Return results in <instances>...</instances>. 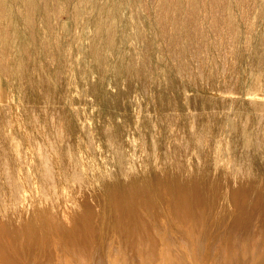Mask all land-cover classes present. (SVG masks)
Segmentation results:
<instances>
[{
  "label": "bare ground",
  "instance_id": "1",
  "mask_svg": "<svg viewBox=\"0 0 264 264\" xmlns=\"http://www.w3.org/2000/svg\"><path fill=\"white\" fill-rule=\"evenodd\" d=\"M253 2L255 3L256 11L258 12L257 26L255 27L253 25L254 28L252 27L249 29V31L251 32V41L244 44L242 42V38H240L239 41L237 40L240 36L243 35L240 21L245 16V7L243 6L244 4L242 3V0H0V98L4 94L5 88H8L10 98L15 102L16 106H19L22 120L25 126L29 128V134H27L30 136L29 141L32 142V145L35 149V154L38 156L41 155L42 152H44L45 155V149L42 151V147L44 145H47L49 147L50 153L57 156L61 161L62 166H65L67 170L68 168H70V162L74 158H72V153L69 149V140H66L67 142L63 143V138H61L62 144H59L60 140L58 141V139L60 138L61 134L59 135L58 130H60L61 128L57 127L56 120L58 117L62 119L66 118L67 126L64 125L68 129L66 130L68 131L66 135H74L78 132L79 121L77 119V116H79V114L76 113L77 116L71 115L70 112L71 108L74 107V100L71 99L70 94L77 87H79L80 85H85L86 91L81 95H88V98L90 96L94 98L92 100H95L97 106L96 118L100 120L99 121L96 119V121L102 122L103 124H106L107 122H113V125L118 115L126 114L128 112L129 103L131 102L128 103L127 98L130 96L128 95V93L131 88L133 86H136L138 89L142 88L141 80L142 77H145L144 75L146 74L141 68L137 69V66L135 67L134 64L142 54V52L140 51L141 48L139 49V46H142L149 52L150 57L153 59V69L159 71L158 78L154 83V88L158 92L161 101L164 104L166 103V101L168 103L172 101H168V97L171 94L173 95L174 99L178 101L181 99V95L186 90L181 85V83L179 84L177 82L176 77L174 76V73L169 66L164 52L165 46H168L169 43H174V41L178 40V38L180 39L181 36H185L189 31L188 29L191 27H195V29L191 28L192 30H194V33L196 30L197 33H201L199 34L201 36L202 34L209 35L211 31L213 32L214 21H226L233 27L232 28L229 25V27L234 29V36L237 37H235L237 42L236 40V43L233 41V44L235 45L233 46L231 44L233 46L231 47L233 48V50L230 52L233 53H231V55H233L235 58V64L233 63V65H229L232 66L230 72H236L239 78L238 80L234 79V85L231 83L232 78H234L232 77V75H230L232 78L229 77L226 79L227 82L231 81L230 84L235 86L236 90H234L236 92L234 91L235 93H232L231 99H222L223 101H220L224 104H228L233 111L234 122L232 123L231 127L234 133H236L237 135L236 138L234 137L235 139L233 138L235 146L240 145V147L244 150H250L254 146V141L257 140L255 139L257 138V136L264 138V69H262L263 67H261L263 65L259 66L263 62L258 65V68H261L262 70H259L257 68V64L259 63V61L261 62V60H264V0H253ZM254 3H252V7ZM247 4H249V2ZM243 21L244 19L241 22ZM248 21L250 22L251 18ZM215 26L218 28L216 24ZM226 30L228 31V29ZM197 33H195V36ZM180 40H182V38ZM172 47L173 48L171 49H174V46ZM182 49L184 50L183 47ZM233 56H231L232 59ZM245 56L247 57L248 64L243 60ZM227 57L228 56H226V58ZM140 60L142 61V58H140ZM144 60L146 59L144 58ZM241 60L243 63L247 64L246 67L245 65L241 67ZM205 61H207V59ZM224 61L226 62L227 59H224ZM138 63L141 62L139 61ZM148 66L150 67V65ZM225 67L223 66L222 68ZM142 68L144 69V66ZM200 71L202 72L203 69ZM208 71L209 73L207 74L209 75L211 87V82L214 84L221 77L220 74L216 72V69L215 71H213V69L210 68L208 69ZM178 72L179 69L178 71H176V73ZM223 72L225 73V71ZM200 73L198 74V76L200 75ZM223 74L222 78H224ZM147 75L149 76V73H147ZM147 75L146 77H148ZM179 75L181 74H178V76ZM202 76L200 75L199 78L201 77L200 79H202ZM181 77L182 76H180L179 78ZM148 79H150L151 81L150 77ZM194 79L195 82H197L195 77ZM206 80L208 82V79ZM150 81L148 80L149 85ZM227 82L223 81L222 86L218 87L217 91L223 93L225 91V87H223L225 85L224 83ZM194 84L197 85L198 83ZM122 85H125L126 88L124 89ZM147 85L148 84H146V86ZM198 86L194 87L198 88ZM111 88L115 89L114 93L113 91H111ZM146 89L144 91L145 93L146 91H148ZM213 89L214 88H212V91ZM259 90H262L263 92L261 93V91ZM150 92L152 93V91ZM134 93L135 92L131 94L134 95ZM152 96L155 97L154 94ZM89 99L91 100V98ZM184 99H186V101H189L190 98L188 99V97H185ZM193 100L195 101L194 98ZM151 101L155 100L152 99ZM209 102L211 103L210 98ZM177 103L179 104V102ZM140 104L142 105V103ZM197 104L198 102H196V105ZM201 104H203L202 107L204 111L208 110V108L210 107V104H208L206 101H201ZM154 105L155 103L153 102V106ZM165 105H163V107ZM171 105H173V103ZM83 107L85 106H82V108ZM197 107L193 108L196 109ZM134 108L135 106H133V110ZM147 108L149 109V106ZM154 108L155 106L153 107V109ZM213 108L215 109V107ZM139 110L143 109L139 108ZM136 111H138V109ZM210 111L211 110H209V112ZM212 111L216 113L218 110ZM146 112H148V110ZM146 112L145 116L147 118L148 113ZM169 112L171 116L172 114H174L172 111ZM149 115L152 116V113H150ZM6 116L7 115H5V117ZM196 116H193V121H195L194 118ZM150 119L141 120L143 121V133H141L143 134V136L145 135L148 137L151 134L149 132V124H151L152 122L149 121ZM168 119L169 118L167 117V120ZM7 120L9 122V117ZM83 120L84 119H82L81 121L83 122ZM86 121L88 122L89 120ZM123 121H125L126 123L130 122V117H125V120L123 119ZM158 121L160 122V120ZM168 122L172 124L171 121ZM94 123L95 122H93V124ZM108 123L107 125H109ZM126 123H123V127H125ZM154 123L155 122H153V124ZM162 123L160 122L161 125ZM64 124H66V122ZM117 124L113 126L115 128L110 131V135L104 133V130L106 128L104 127L105 125L101 126V129L99 126V129L101 130V137L107 141V144H110L108 143L109 140H114L112 141L114 143L116 142L115 140H119L121 138L120 136L122 135H120V127ZM211 124L213 125V123ZM112 125L110 124L108 126V130L113 128ZM161 125L158 126L161 127ZM192 125L194 124L192 123ZM8 126L6 127L8 128ZM201 126H203V124L200 125L199 128H202ZM80 127H82V123ZM83 127L82 129L85 128ZM87 127L90 130L91 126ZM94 128L97 129L96 126ZM170 128L172 129L173 126L171 127L170 125ZM178 128L181 130L179 124ZM87 129L85 130L86 133H88V137L89 130ZM179 129L177 131H179ZM4 130L5 129L3 128V131ZM191 130V133H193V128ZM61 131L63 132L64 130ZM127 131L128 133H130L131 129L130 131ZM160 131L164 130L162 129ZM171 132H173V130ZM188 132H186V134ZM197 132L198 131H196V133ZM199 135L200 138H202V135ZM143 136L141 135L140 137L143 138ZM185 136L188 137L189 133ZM65 137L68 138V136ZM128 137L131 138V134ZM173 137L174 135L172 136V140ZM207 138L209 139L210 137ZM13 139L14 137L12 138V140ZM150 139L151 141L153 140L152 142L154 143L153 137H150ZM179 140L181 141V138L176 140V143H178L177 141ZM187 140L188 139H186L185 141ZM200 140L201 139H199V141ZM203 140H206V138L202 139V141ZM14 141H12V143H15ZM88 141L89 140H87V142ZM131 141L130 143L133 144L134 141L133 143ZM118 142L119 141H117V143ZM142 142H144L143 139ZM2 143H4L3 139ZM17 143L18 142H16V144ZM182 143L183 142L179 143V145ZM184 143L187 144V142ZM16 144L14 145L16 146ZM107 144L105 143V145ZM120 144L124 145L123 143ZM164 144L161 145L164 146ZM183 144L180 146H177L176 144L175 146L173 143V148L171 147V142L170 147L173 148L172 158H164L168 159L169 161L167 163L164 162L165 164L163 166H158L157 164V167L153 170L151 169L149 171H145L146 173L144 174L140 173V177L142 178L140 179V177L138 176L140 180H137V173L136 175L134 174V176L131 173L132 175H127L126 179H124L125 177H121L123 178V180L119 182H115L116 178L115 181L105 178L102 182H100L99 179L101 175L102 177L103 174L105 175V173H103L98 176V180L100 183L99 185H96V189L90 188V190L85 187V184H79L80 186L77 185L82 180L80 182H77L76 185L78 188L74 189L75 192L71 193V195L69 196H65L64 200L62 199L63 205L61 206V209L59 208L60 211L57 210L55 206L54 199H56L55 197L57 196H55L56 194L53 188L54 183L52 184V181L50 180L51 178L53 179V177H46L49 178V180L44 179L45 182H47V186H42H44V189L45 187H48L46 189L49 190L45 192V190L41 187L42 191L45 192L44 195H42L43 192H40L41 189L38 190V192L41 193V195L39 196L42 197L37 199V202H35L37 203L35 207L34 205L32 206L30 204V201L26 199L28 198L26 197L28 194L26 196L23 194L24 198L21 195V197L23 198L21 199L24 203L20 202L21 204H19L20 206L18 208V205H14L16 210L13 211V209L15 208L11 206L12 204H16L17 202H13L12 204L10 203L11 209H9V212H7L8 208H6V213L3 212L4 214H0V264H99L98 261H100L101 259H103L104 261L103 262L101 260L103 264H264V183L260 181H264V179L258 178L261 182L258 183L257 180H253V178H255L256 176L253 177L252 174H249L253 173V171H258V167L253 169L250 168L249 173H246L247 168L244 171L241 170L240 172L239 170L238 172L235 170H231L230 168H224L219 164V162L213 160L212 165L210 163L211 167L207 169L206 165L204 166V164H206L205 159L203 161L204 164H197L198 168L196 167L197 165H194L193 163H191L193 164V166L189 164L191 167H187V160L189 157L186 158V165L185 156L188 154L184 155L185 150H183V148L186 149V146L188 147L190 143L187 145L184 144L185 147L182 148L181 146H183ZM72 145L73 143L71 141V146ZM93 145L95 144H92L91 146ZM113 145H115V147L111 144V146L115 149L116 144ZM142 145L144 144L142 143ZM161 145L159 146V148L161 147ZM88 146H90V144ZM153 146L155 147L154 144ZM206 147L209 148V146L207 145ZM258 147L259 146H257V148ZM143 148L145 147H142V149ZM148 148H150L149 144L146 149L149 150ZM165 148L166 147H164L163 149ZM189 148L190 147H188V149ZM103 149L106 148H102V150ZM120 149L121 148H119V150ZM110 150L112 152V148ZM165 150L167 152H165ZM165 150H160L162 157H164V155L162 154L163 152H165L166 154L170 152V149ZM23 151L25 152V150ZM122 151H118L120 155L123 153ZM237 151L236 153H239ZM245 152L247 153V151ZM106 153L108 152L106 151ZM148 153H150V151ZM148 153L146 152L144 154V157H146V159L149 156ZM171 153H169V155ZM77 154L78 153H75V155ZM146 154L148 156H145ZM97 155H100L101 157L100 152ZM120 155L118 157L122 158ZM209 155H211V153ZM261 156L264 157V150L262 153L260 151L259 157L256 154L254 158L262 160ZM74 157L75 159L77 158L76 156ZM40 158H42V156H40ZM85 158L86 157H84V159ZM212 158H214V156ZM46 159L47 158H45V160ZM78 159L80 160L79 156ZM45 160L41 159V161L39 162L44 166H41L43 167L42 170L44 174L46 176H50L52 173L50 174V169L48 167H45ZM124 160L126 159H123V161ZM147 160L149 161V159ZM159 160L163 162V159ZM74 161H77V159ZM13 162H11V159L8 158L6 153L5 155L0 154V164L7 174L6 180L8 181L5 182V184L8 183L7 185L10 188L13 183L11 182L13 178H11L12 173L9 174V170L10 167L15 164ZM86 162L88 161L86 160ZM118 162H120V160ZM30 163H32V160ZM48 163L49 162H47V164ZM51 163L49 164L50 166ZM88 165L90 164H87V166ZM76 166L79 167V165ZM21 167H19L18 169H20ZM38 167L39 166H37V169ZM204 167H206V169ZM90 168L92 169L93 167ZM150 168L151 165L149 166V169ZM74 169L76 168H73V172ZM91 169H88L90 170L89 175H92L91 172H93L94 170L93 169L91 171ZM33 170H35L36 172V167ZM38 170L40 172L41 168ZM80 170L78 169V171ZM82 171L83 170H81V173L78 175L81 176ZM128 171L131 172L130 170ZM134 171H136V169ZM150 171H153L154 175L151 174ZM35 172L33 171V173ZM73 172L71 180H73L72 178H75L73 176L75 175ZM102 172L103 171H101V173ZM150 174L153 175V178L150 176ZM9 175L11 176L9 177ZM25 175H28V173H25L24 175L22 174L21 176ZM95 176H93V180ZM24 178L25 179H23L22 177L23 181L26 180V177ZM63 178L65 179V177ZM17 179L19 180V178L16 177V180ZM27 179L29 178L27 177ZM30 180H28L29 183L31 182ZM93 180L91 179V181ZM60 181L61 180H59L58 182ZM91 181L88 186L92 185ZM223 182H225L226 186L225 184L223 186ZM29 183L28 186L30 185ZM64 183H67V181ZM74 183H76V181ZM14 184L12 187H14L15 189ZM7 185L5 186L6 188L8 187ZM17 186L16 189L19 188H17ZM74 187L76 186L74 185ZM0 188H3V186H1ZM29 188H31V186ZM11 189L13 191V188ZM92 189H94V191H92ZM9 192H11V190ZM95 192L97 193L96 195L98 197L94 194ZM3 193L2 195L5 196V193ZM34 199L36 200V198ZM13 200L15 201V199ZM16 201L19 202L20 199H16ZM7 206L9 207V205ZM30 206H32L33 208H30ZM10 210L12 212H10ZM109 224L112 225L110 227H112L111 229L114 230H110L109 228V231L108 229H106L108 228ZM218 224L221 225V231L219 230L220 225L218 226ZM104 227L110 233H107V231L105 232L107 234V237L105 235L106 238L104 237L105 233L103 232ZM45 230L46 233L44 232ZM112 231H114V233ZM100 233L103 237L100 236ZM53 235H55L54 237H58L55 238V240L59 239L61 241L59 245L56 244V242H52L51 238ZM209 235L210 237L212 236V240L214 239L213 246L215 244V240H217L215 239V237L213 238V236L220 235L219 244H215L216 246H212L211 248V238L207 240L209 238ZM100 238H103V240L105 238V241L99 240V242L101 243L98 244L99 242L97 243V239ZM206 241H209L210 244V249L206 250L207 255H205V250H202L204 254L203 252H201V245ZM36 243H39V245ZM40 243H42L43 246ZM32 244L40 246L37 249H40L42 246L41 254L38 255L39 258H34V247L36 245L33 246ZM29 245L33 246V250H31ZM61 247H63L64 250H62ZM30 251H34L33 254H30ZM38 256L36 254V257ZM33 258L35 260H33Z\"/></svg>",
  "mask_w": 264,
  "mask_h": 264
},
{
  "label": "rangeland",
  "instance_id": "2",
  "mask_svg": "<svg viewBox=\"0 0 264 264\" xmlns=\"http://www.w3.org/2000/svg\"><path fill=\"white\" fill-rule=\"evenodd\" d=\"M205 1V0H204ZM244 1V2H243ZM247 0H242V3L244 4H242L244 7H245V16L241 19V21L244 19V21L243 22H241L240 21V25H241V27H242V36H240L239 37V39H237L238 41L240 40V38H242L243 39V41H242V39H241V41L244 43V44H246L247 42H250L251 41V32L249 31V29L250 28H252L253 27V25L256 27L257 26V16H258V12L256 11V7H255V3L253 2V0H248L247 2H246ZM249 2V4H247ZM252 3H254L253 4V7H252ZM246 4H247V6H248V8H247V6H246ZM250 7H251V9H250ZM254 8V9H253ZM250 10H251V12H250ZM254 10V11H253ZM251 16V17H250ZM249 17V18H248ZM254 17H256V18H254ZM251 18V21L249 22L248 20ZM255 19H256V22H255ZM254 20V21H253ZM223 22V23H222ZM247 22H249V23H247ZM252 22V23H251ZM254 22H255V24H254ZM215 24L218 26V28L215 26ZM220 24V25H219ZM225 24V25H224ZM246 24H247V26H246ZM229 25L230 24H228L226 21H214V29H213V32L211 33H209V35H206V34H202V36L201 35H199V34H201V33H197L196 32V30H195V33H197L196 34V36H195V33L193 32L194 30H192L193 28L195 29V27H191V28H189L188 30V32H187V34L185 35L186 36V38H185V36H181V38H182V40H180L179 38H178V40H176V41H174V43H172V44H168V46L166 45L165 46V48H164V52H165V56H166V58H167V60H168V63H169V66L171 67V69H172V71H173V73H174V76L176 77V80H177V82L180 84L181 83V85L185 88V90L186 91H184V93L181 95V99L180 100H178V101H176L175 99H174V97H173V95L171 96V95H169V99H168V101H170V100H172V101H170L169 103L166 101V103H168V104H166V105H168V106H166L162 101H161V99H160V96H159V94H158V92L155 90V88H154V83H155V81H156V79L158 78V75H159V71H157V70H154L153 69V59L150 57V54H149V52L144 48V47H140L139 46V49L141 48V52H142V54H141V56L136 60V61H140L141 63H138V62H136L135 61V67L137 66V69H142L143 71H144V73L147 75V73H149V76L148 77H146V75H144L145 77H142V83H141V85H142V88L141 89H138L136 86H133L132 88H131V90L129 91V93H128V95H130L128 98H127V102L129 103V102H131V103H129V109H128V112L126 113V114H120V115H118L117 117H116V119H115V122H114V124L112 125V123L113 122H107L109 125L111 124L112 125V127L113 126H115V124H117L119 127H120V135H122L123 136V138H124V140H123V138H122V136H120L121 138V140L119 139V140H115L116 142H112V141H114V140H109V142L108 143H110V144H107V141L106 140H104L102 137H101V126H104V127H106L105 128V130H104V133L105 134H107V135H110V131L111 130H113L115 127H113L112 129H110V130H108L109 129V125H107V123L105 124H103L102 122H97L96 121V116H97V106H96V102H95V100H92V99H94L92 96H90L89 98H91V100L93 101H91L89 98H88V95H84V96H82L81 94H83V93H85V91H86V87H85V85H80L79 87H77L71 94H70V97H71V99L72 100H74V107L73 108H71V110H70V112H71V115H76L77 116V114H79V116H77V119H78V121H79V129H78V132L76 133V134H74V135H66L67 134V132L68 131H66V130H68L67 128H66V126H67V120H66V118H63V119H65V120H63L62 118H57V120H56V122H57V127H60L61 129L60 130H58L59 131V135H60V138H59V135H58V141L60 140V143L59 144H62L61 142H62V140H61V138H63V143H66L67 141L66 140H69V149H70V152L72 153V158H74V159H72L71 160V162H72V164H71V162H70V165L72 166H70V168H68L67 170H66V168H65V166H62V164H61V161L59 160V158L57 157V156H55V155H53V154H51L50 153V150H49V147L47 146V145H44L43 147H42V151L45 149V155H44V152H42V154L41 155H36L35 154V149H34V147H33V145H32V142H30L29 140V128H27L26 126H25V124H24V122H23V120H22V116H21V114H20V111H19V106H16L15 105V102L14 101H12V99L10 98V95H9V90H8V88H5V91H4V94H3V99H2V97L0 98V154H4L5 155V153L7 154V156H8V158L9 159H11V162H13V161H15V162H13V163H15L14 165H13V163H12V165L13 166H11L10 167V170H9V174H11L12 175V177L11 178H13V180H11V182H13L12 183V186H13V184H14V186H15V189H14V187H12L11 185V188H13V191H12V189L7 185L8 183H6L5 184V182H7L8 180H6L7 179V174H6V172L3 170V168H2V165L0 164V187L1 186H3V188H0V202H1V204L3 203V202H5V203H3L2 205L0 204V214L2 213V214H4L3 212H5L6 213V208H8V211L7 212H9V209H11V207H14V205L15 206H17V208L20 206L19 204H21V203H24V202H22V199L24 198L23 196L25 195H27L26 197H28V198H26L28 201H30V204L33 206L34 205V207H35V205L37 204V203H35V202H37V199H39L40 197H42V196H39V195H41V193L40 192H43L42 191V189H44L43 187L46 185L47 186V182H45V180L46 179H48L49 180V178H46V177H53V179L51 178L50 180L52 181V184L54 185L53 186V188H54V191H55V196H57V197H55L56 199H54L55 200V206H56V209L57 210H59V208L61 209V206L63 205V201H62V199L64 200V198H65V196H69V195H71V193H74L75 192V188H78L77 187V185H84L85 184V187L86 188H88L89 190H90V188H95L96 189V185H99V183L100 182H102L105 178L106 179H111V180H113V181H115V178H116V181L115 182H119V181H122L123 180V178L124 179H126L127 178V175L128 176H130V175H132L133 174V176H134V174L136 175V173L138 174L136 177H140V173H146L145 171H149V170H153L154 168H156L157 167V164H158V166H160V165H164L165 163L164 162H168L169 160L168 159H171L172 158V156H173V143H174V145L176 146V144H177V146H180V145H182L184 142H187V144H189L188 145V147H190L189 149H188V147L186 146V149H188V150H186L185 148H183V147H185V145L184 144H186V143H184L183 144V146H181L182 148H183V150H185V151H187V152H185L184 151V155L185 154H188V155H186L185 156V162H186V158H188V166L187 167H191L190 165H192L193 166V164L194 165H197V164H204V159H205V163L206 164H204V166L206 165V167H207V169H209L210 167H211V165H212V162H213V160H215V161H217V162H219V164L222 166V167H224V168H227V169H231V170H235V171H238L239 172V170H240V172H241V170L242 171H244L246 168H247V170H246V173H249V169L251 168V169H253V168H257L258 167V171H253V173H249L250 175L252 174V176L254 177V176H256L255 178H253V180H257V182L259 183L260 181L261 182H263L264 183V181L263 180H260L259 181V179L258 178H260V179H264V157H262L261 156V159L262 160H259V159H255L254 157H255V155L257 154V156L259 157L260 156V151H261V153L263 152V150H264V144H263V142H264V138H262V137H258L257 136V138H255V139H257L256 141H254V146L250 149V150H244L243 148H241L240 147V145H236L235 146V144H234V139L236 138V133H234V131L232 130V123L234 122V117H233V111H232V109H231V107H229V105L228 104H224V103H222L220 100H222V99H231V95H232V93H235L236 91V89H235V86H233L234 84H235V80H238V75H237V73L235 72V73H231L230 72V69H231V67L232 66H229V65H233V63L235 64V61H234V56L233 55H231V53L232 52H230V51H232L233 50V48H231V47H233L235 44H233L234 42H235V40H236V36H234V34H233V31H234V29H232L231 27H229ZM219 26H221V27H219ZM228 28H227V27ZM228 29V31L226 30V29ZM254 28V27H253ZM222 29V30H221ZM217 32H215V31ZM219 32H218V31ZM210 31V30H209ZM227 31V32H226ZM223 32V33H222ZM225 32V33H224ZM231 32V33H230ZM250 32V33H249ZM191 33V34H190ZM194 33V34H193ZM248 33H249V36H248ZM192 36V37H191ZM195 36V37H194ZM201 36V37H200ZM207 36V37H206ZM209 36V37H208ZM222 36V37H221ZM214 37V38H213ZM236 37V38H235ZM244 37V38H243ZM248 37V38H247ZM192 38V39H191ZM195 38V39H194ZM227 38V39H226ZM231 38V39H230ZM185 39V40H184ZM186 39H188V40H186ZM200 39V40H199ZM234 39V40H233ZM248 39H249V41H248ZM237 40H236V42H237ZM187 41V42H186ZM214 41V42H213ZM234 41V42H233ZM185 42V43H184ZM189 42V43H188ZM210 42V43H209ZM218 42V43H217ZM227 42H229V43H227ZM235 42V43H236ZM214 43V44H213ZM219 43H220V45H219ZM180 44H181V47H180ZM191 44V45H190ZM206 44H207V47H206ZM229 44V45H228ZM233 46H232V45ZM205 45V46H204ZM218 45H219V47H218ZM171 46V47H170ZM172 46H174V49H171V48H173ZM192 48H191V47ZM217 46V47H216ZM166 47H168V48H166ZM182 47L184 48V50L182 49ZM213 47V48H212ZM207 48V49H206ZM167 49V50H166ZM170 49V50H169ZM200 49V50H199ZM143 50V51H142ZM198 50V51H197ZM169 53H168V52ZM174 52V53H173ZM147 53V54H146ZM168 53V54H167ZM173 53V54H172ZM189 53V54H188ZM201 54V56H200V54ZM170 54V55H169ZM193 54V55H192ZM208 56H207V55ZM233 54V53H232ZM144 55H146V56H144ZM174 55V56H173ZM197 55V56H196ZM218 55V56H217ZM149 56V57H148ZM172 56V57H171ZM203 56V57H202ZM226 56H228L227 58H226ZM231 56H233V59L231 58ZM170 57V58H169ZM191 57V58H190ZM194 57V58H193ZM199 57V58H198ZM140 58H142V61L140 60ZM144 58L146 59V60H144ZM198 58V59H197ZM202 58V59H201ZM213 58V59H212ZM220 58V59H219ZM207 59V61H205ZM224 59L226 60L227 59V61L225 62L224 61ZM231 59V60H230ZM174 61V62H172V61ZM198 62H197V61ZM202 60H203V62H202ZM213 60V61H212ZM243 60H244V62H247L248 60H247V57L245 56L244 58H243ZM145 61H147V62H145ZM150 61V62H149ZM223 61V62H222ZM142 62H144V63H142ZM150 64H149V63ZM196 62H197V64H196ZM207 62V63H206ZM216 62V63H215ZM230 62H232V63H230ZM264 60H261V62L259 61V63L257 64V68L259 67V66H261V65H263V66H261V67H263L262 69H264ZM173 63V64H172ZM201 63H203V64H201ZM241 63L243 64H241V67L242 66H244L245 65V67H246V65L248 64V62H247V64L246 63H243L242 62V60H241ZM260 63H262V64H260ZM217 66H216V65ZM224 64V65H223ZM260 64V65H259ZM141 65H143L144 66V69L142 68L143 66H141ZM148 65H150V67L148 66ZM175 65V66H174ZM199 65V66H198ZM200 65H202V66H200ZM216 66V67H214V66ZM225 67V68H222L223 66ZM259 65V66H258ZM174 66V67H173ZM139 67V68H138ZM200 67V68H199ZM206 67V68H205ZM175 68V69H174ZM197 70H196V69ZM203 69V71L201 72L200 70H202ZM213 69V71H215V69H216V72H218L219 74H220V79L217 81V82H215L214 84L211 82V87H210V80H209V75L207 74V73H209V71H208V69ZM218 68V69H217ZM227 68V69H226ZM244 68V67H243ZM178 69H179V72L178 73H176V71H178ZM224 69V70H223ZM259 70H262L261 68H258ZM202 73H200V72ZM223 71H225V73L223 72ZM152 72H153V74H152ZM200 73V75L202 76V79H200L199 78V76H198V74ZM224 73V74H223ZM228 73V74H227ZM231 73V74H230ZM178 74H181V75H179L178 76ZM222 74H223V77L224 78H222ZM234 74H236V75H234ZM195 75V76H194ZM230 75H232V77H234V78H232ZM234 75V76H233ZM180 76H182L181 78H179ZM196 78V81L197 82H195V79H194V77ZM236 76H237V78H236ZM151 78V81H150V79H148V78ZM229 77H231L232 78V82L231 81H229V82H227L226 81V79L227 78H229ZM146 78V79H145ZM145 81H144V80ZM181 79V80H180ZM194 79V80H193ZM206 79H208V82H207V80ZM222 79H223V81H225V82H227V83H224L225 85L223 86V87H225V91L223 92V93H221V92H219V91H217L218 89V87H221L222 86V83H223V81H222ZM235 79V80H234ZM148 80L150 81V85H149V82H148ZM179 80V81H178ZM191 80V81H190ZM143 81H144V83H143ZM147 81V82H146ZM190 81V82H189ZM206 81V82H205ZM190 84H189V83ZM192 82V83H191ZM198 83L199 84V86H198V84L196 85V84H194V83ZM230 82L233 84V82H234V84L232 85V84H230ZM148 84L147 86H146V84ZM206 84H207V86H206ZM227 84V85H226ZM185 85V86H184ZM198 86V88L196 87H194V86ZM214 85V86H213ZM123 87H124V89L126 88L125 87V85H122ZM144 86V87H143ZM227 86V87H226ZM187 87V88H186ZM147 88V89H146ZM211 88V89H210ZM212 88H214L213 89V91H212ZM78 89V90H77ZM144 89V90H143ZM145 89L146 90H148V91H146V93H147V95H146V93L144 92L145 91ZM235 89V90H234ZM115 89L114 88H111V91H113V93L115 92L114 91ZM141 90H142V92H141ZM150 91H152V93L150 92ZM235 91V92H234ZM259 91H261V93L263 92L262 90H259ZM259 91H255V92H259ZM133 92H135L134 93V95L133 94H131V93H133ZM137 92V93H136ZM230 94H228V93ZM142 93V94H141ZM151 93V94H150ZM226 93V94H225ZM78 94V95H77ZM155 95V97H153L152 95ZM221 94H223V95H221ZM225 94V95H224ZM141 95H143V96H141ZM151 95V96H150ZM186 95V96H185ZM229 95V96H228ZM133 96V97H132ZM170 96H171V98H170ZM73 97V98H72ZM88 99H87V98ZM152 97V98H151ZM187 98L188 97V99H189V101L187 100L186 101V99H184V98ZM191 97H193L194 99H195V101L196 102H198V107H197V105H196V102L193 100V98H191ZM199 97V98H198ZM84 98V99H83ZM147 98V99H146ZM150 98H151V100L153 99V100H155V101H151L150 100ZM209 98H210V101H211V103L209 102ZM3 101H2V100ZM5 99V100H4ZM82 99H83V101H82ZM129 99H130V101H129ZM138 99V100H137ZM205 99V100H204ZM89 100H90V102H91V104H90V102H89ZM133 100V101H132ZM194 102H193V101ZM5 101V102H4ZM136 101V102H135ZM139 101V102H138ZM183 101V102H182ZM185 101V102H184ZM193 103H192V102ZM201 101H206L208 104H210V107L208 108V110H203V104H201ZM217 101V102H216ZM223 101V100H222ZM133 102H135V103H133ZM138 102V103H137ZM152 102V103H151ZM153 102L155 103V110L153 109ZM176 102V103H175ZM177 102H179V104L177 103ZM215 102H216V104H215ZM8 103V104H7ZM14 103V104H13ZM92 103H94V104H92ZM140 103H142V105L140 104ZM173 103V105H171ZM185 103V104H184ZM189 103H191V104H189ZM195 103V104H194ZM84 104V105H83ZM136 104V105H135ZM138 104V105H137ZM141 106H140V105ZM159 104H163V105H165L164 107H163V105H162V107H161V105H159ZM215 104V105H214ZM222 104V105H221ZM85 106V107H83L82 108V106ZM94 105V106H93ZM191 105V106H190ZM77 106V107H76ZM96 106V107H95ZM133 106H135V108H134V110H133ZM149 106V109L147 108ZM153 106V107H152ZM160 106V107H159ZM172 106H174V107H172ZM81 107V108H80ZM140 109H143V110H139V108ZM178 107V108H177ZM192 107V108H191ZM193 107H197L196 109L195 108H193ZM213 107H215V109L213 108ZM4 108V109H3ZM75 108V109H74ZM76 108H77V111H76ZM171 108V109H170ZM138 109V111H140V112H138V111H136ZM74 110V111H73ZM148 110V112H146ZM154 110V111H153ZM162 110V111H161ZM165 112H164V111ZM182 110H183V112H182ZM196 110H197V112H196ZM209 110H211L210 112H209ZM212 110H214V111H216V110H218L216 113L215 112H213ZM223 110V111H222ZM226 110V111H225ZM87 111V112H86ZM133 111H134V114H133ZM149 111H150V113H152V116L151 115H149L150 113H149ZM169 111H172L174 114H172V116H171V114H169L170 112ZM199 111V112H198ZM230 111V112H229ZM5 112V113H4ZM7 112H9V113H7ZM136 112H137V114H136ZM145 112L146 113H148V115H149V117H148V115H147V118H146V116H145ZM156 114H155V113ZM171 112V113H172ZM197 113V116H196V113ZM204 112V113H203ZM213 112V113H212ZM228 112V113H227ZM4 113V114H3ZM77 113V114H76ZM225 113V114H224ZM140 114V115H139ZM163 114V115H162ZM166 114V115H165ZM195 114V115H194ZM214 114V115H213ZM231 114V115H230ZM4 115V116H3ZM5 115H7L6 117H5ZM9 115V116H8ZM82 115V116H81ZM172 117V119H171V117ZM185 115H186V117H187V120H186V117H185ZM200 115H201V117H200ZM226 115V116H225ZM123 118V116H124V120H125V117H130V122H128V123H126L125 121H123V119L121 118V117ZM133 116V117H132ZM165 116V117H164ZM193 116H196L194 119H195V121H193L192 119H193ZM206 116H208V117H206ZM213 116H214V118H213ZM217 116V117H216ZM8 117H9V122H8ZM137 117H139V118H137ZM156 117V118H155ZM167 117L170 119H168L167 120ZM176 117V118H175ZM218 117H219V119H218ZM233 117V118H232ZM5 118V119H4ZM152 120H151V119ZM159 118H161V119H159ZM58 119H61V120H58ZM82 119H84L83 120V122L81 121ZM144 119H150L149 121L151 122V124H149V132L152 134H150V136H143V134H141V133H143V127H142V122L143 121H141V120H144ZM209 119V120H208ZM6 120V121H5ZM19 120V121H18ZM86 120H89L88 122L86 121ZM97 120H99V119H97ZM158 120H160V122L162 123V125L160 124V122L158 121ZM217 120V121H216ZM59 121V122H58ZM64 121V122H63ZM100 121V120H99ZM109 121V120H108ZM168 121H171V123L173 124H170ZM205 121V122H204ZM213 121V122H212ZM22 122V123H21ZM66 122V124H64ZM93 122H95L94 124H93ZM120 122V123H119ZM153 122H155L154 124H153ZM180 122V123H179ZM185 122V123H184ZM200 124V125H202L203 124V126H201L202 128H199L200 127V125L198 124V123ZM203 122V123H202ZM19 123V124H18ZM81 123H82V127L84 128V129H82V127H80L81 126ZM90 124V125H88V124ZM98 123V124H97ZM126 123V125H125V127H123L124 126V124ZM165 123H167V124H165ZM175 123V124H174ZM184 123V124H183ZM192 123L194 124V125H192ZM211 123H213V125L211 124ZM21 124H23V125H21ZM100 124V125H99ZM178 124H179V127L181 128V130L178 128ZM182 124V125H181ZM186 124V125H185ZM188 124V125H187ZM215 124V125H214ZM10 126V128H9V126ZM60 125V126H59ZM64 125H66V126H64ZM94 125V126H93ZM135 125V126H134ZM158 125H161V127L160 126H158ZM168 126V128H167V126ZM170 125H171V127L173 126V128L171 129L170 128ZM6 126H8V128L6 127ZM62 126V127H61ZM87 126H91L90 127V130H89V128L87 127ZM96 126V128L97 129H95L94 127ZM99 126H100V129H99ZM197 126H198V128H197ZM226 126H227V128H226ZM264 126V125H263ZM17 127V128H16ZM19 127V128H18ZM24 127V128H23ZM88 129H87V128ZM134 127H136V128H134ZM142 127V128H141ZM160 127V128H159ZM183 127H186V128H183ZM191 127V128H190ZM207 127V128H206ZM209 127V128H208ZM210 127H211V129H210ZM218 127V128H217ZM3 128L5 129L4 131H3ZM66 128V129H65ZM110 128H111V126H110ZM124 128V129H123ZM127 128H129V129H127ZM155 130H154V129ZM160 130H164V131H160ZM176 128V129H175ZM193 128V133H191L192 132V129ZM198 130H197V129ZM221 128V129H220ZM23 129V130H22ZM85 129H87V130H89L88 132H89V136L87 137V135H88V133H86V130ZM130 129H131V132L130 133H128V131L127 130H129L130 131ZM169 129V130H168ZM179 129V131H177ZM184 129V130H183ZM190 129V130H189ZM200 129H202L203 130V132H202V130H200ZM206 129H207V131H206ZM9 130V131H8ZM61 130H64L63 132L61 131ZM82 130H84L85 131V134H84V131H82ZM109 132H108V131ZM141 130V131H140ZM159 130V131H158ZM173 130V132H171V131ZM176 130V131H175ZM182 130H183V132H182ZM220 130V131H219ZM20 131H21V133H20ZM66 131V132H65ZM105 131H107V132H105ZM154 131V132H153ZM189 131V132H188ZM196 131H198L197 133H196ZM206 131V132H205ZM212 131V132H211ZM224 131V132H223ZM6 132V133H5ZM65 132V133H64ZM83 132V133H82ZM100 132V133H99ZM135 134H134V133ZM161 133V135H160V133ZM166 134H165V133ZM169 132H170V135H169ZM174 132H176V133H174ZM181 132V133H180ZM186 132H188L189 133V136L187 137V136H185V135H188V133L186 134ZM200 132V133H199ZM202 132V133H201ZM232 132V133H231ZM23 133V134H22ZM26 133V134H25ZM28 133V134H27ZM93 133V134H92ZM122 133V134H121ZM172 133H174V134H172ZM178 133V134H177ZM185 133V134H184ZM196 133V134H195ZM205 133H206V135H205ZM256 133H258V132H256ZM5 134V135H4ZM7 134V135H6ZM9 134V135H8ZM14 134V135H13ZM22 134V135H21ZM91 134H92V136H91ZM129 134V135H128ZM130 134H131V136L133 137H128V136H130ZM134 134V135H133ZM184 134V135H183ZM193 135V138H192V135ZM199 134H201L202 136V138H200V135ZM208 134V135H207ZM224 134V135H223ZM232 134V135H231ZM17 135V136H16ZM128 135V136H127ZM143 136V138L142 137H140V136ZM174 135V137H173V140H172V136ZM176 135H178V136H176ZM182 135V136H181ZM199 135V136H198ZM258 135V134H257ZM17 137V140H16V137ZM65 136H68V138L67 137H65ZM159 136V137H158ZM165 136V137H164ZM210 137L209 139L207 138V137ZM232 136V137H231ZM9 137V138H8ZM14 137V139L12 140V138ZM25 139H24V138ZM87 137V138H86ZM91 137H93V138H91ZM128 137V138H127ZM145 137V138H144ZM150 137H153V139H154V143L151 141V139H150ZM158 137V138H157ZM182 137H183V140H182ZM204 137V138H203ZM235 137V138H234ZM67 138V139H66ZM140 138H142L143 140H144V142H142V139H140ZM161 139V141H160V139ZM168 138V139H167ZM176 138V139H175ZM179 138H181V141L179 140V141H177L178 143H176V140H178ZM188 139L187 141H185L186 139ZM197 138V139H196ZM206 138V140H203L202 141V139H205ZM234 138V139H233ZM259 138V139H258ZM2 139H3V142L4 143H2ZM28 139V140H27ZM91 139V140H90ZM104 141H103V140ZM129 139V140H128ZM132 141H131V140ZM175 139V140H174ZM190 139V140H189ZM199 139H201L200 141H199ZM14 141L15 143H12V141ZM21 140V141H20ZM87 140H89L88 142H87ZM127 140V141H126ZM137 140V141H136ZM163 140V141H162ZM166 140V141H165ZM167 140H168V142H167ZM211 140V141H210ZM27 141H28V143H27ZM71 141H72V143H73V145L71 146ZM93 141V142H92ZM106 141V142H105ZM117 141H119L120 143H123L124 145H121L119 142L117 143ZM123 141V142H122ZM125 141V142H124ZM130 141L133 143V141H134V143L133 144H135V145H133V144H131L130 143ZM172 142V146L170 145L171 144V142ZM188 141H190V142H188ZM208 141H210V142H208ZM233 141V142H232ZM16 142H18L17 144H16ZM77 142V143H76ZM90 142V143H89ZM107 144V145H105V143ZM127 142V143H126ZM161 144H164V143H168V145H167V143L166 144H164V146L163 145H161ZM181 142H183L182 144H180L179 145V143H181ZM194 142H195V144H194ZM197 142V143H196ZM201 144H200V143ZM203 142H205V143H203ZM30 143V144H29ZM95 144V145H93V146H91L92 144ZM100 145H99V144ZM142 143L145 145H142ZM207 143H209V144H207ZM210 143H211V145H210ZM2 144V145H1ZM12 144V145H11ZM14 144H16V146L14 145ZM28 144V145H27ZM75 144H76V146H75ZM78 144V145H77ZM87 144V145H86ZM90 144V146H88ZM98 144V145H97ZM111 144H112V146H114L115 147V145H113V144H116V148L114 149L112 146H111ZM119 144V145H118ZM129 144H131V145H129ZM148 144H149V147L150 148H148L149 150H147L146 148L148 147ZM153 144L155 145V147L153 146ZM186 144V145H187ZM199 144V145H198ZM258 144V145H257ZM22 145V146H21ZM24 145V146H23ZM86 146V148H85V146ZM120 146V147H118V146ZM151 145V146H150ZM161 145V149L159 148V146ZM168 147H167V146ZM195 145V146H194ZM198 145V146H197ZM206 145L207 146H209V148L208 147H206ZM13 146V147H12ZM30 146V147H29ZM75 146V147H74ZM99 146V147H98ZM125 146V147H124ZM131 146H132V148H131ZM134 146V147H133ZM173 147V148H171V147ZM200 146V147H199ZM257 146H259L258 148H257ZM2 147V148H1ZM6 148V150H5V148ZM74 147V148H73ZM91 147V148H90ZM93 147V148H92ZM99 148V151H98V148ZM142 147H145V148H143L142 149ZM154 147V148H153ZM164 147H166L165 149H170V152L169 153H171L170 155H169V153H165V152H167L165 149H163ZM211 147V148H210ZM236 147V148H235ZM12 148H13V150H12ZM24 148V149H23ZM73 148V149H72ZM90 148V149H89ZM102 148H106V149H103L102 150ZM108 148H112V152H111V150L110 149H108ZM117 148H118V151H122L124 148V150L122 151L123 153V156H124V158H123V156H122V154L120 155V153L117 151ZM119 148H121L120 150H119ZM209 150H208V149ZM215 148V149H214ZM232 148V149H231ZM241 148V149H240ZM29 149V150H28ZM75 149V150H74ZM113 149H114V151H113ZM206 149H207V151H206ZM214 149V150H213ZM257 149V150H256ZM23 150H25V152L23 151ZM32 150V151H31ZM78 150V151H77ZM96 150H97V153H96ZM116 150V151H115ZM142 150H144V151H142ZM163 151V150H165V152H163L162 154L164 155V157H162V155H161V151ZM172 150V151H171ZM212 150H213V152H212ZM232 150H238L237 152H239V153H236V151L234 152V151H232ZM4 151V152H3ZM23 151V152H22ZM30 151V152H29ZM72 151H74L75 153H78L77 155H75V153L74 152H72ZM92 151H93V154H92ZM106 151L108 152V153H106ZM127 153H126V152ZM148 153L149 151H150V153H148V155L150 156V154H151V152H152V154H151V156H150V158H149V156L146 154L145 156H148V158L147 159H149V161L146 159V157H144V154L146 153V152ZM241 151V152H240ZM244 151V152H243ZM245 151H247V153L245 152ZM15 152V153H14ZM19 152H20V158H19ZM32 152V153H31ZM100 152V154H101V157H100V155H97L98 153ZM103 152H104V154H103ZM117 154H116V153ZM145 152V153H144ZM211 153V155H209L210 153ZM250 152V153H249ZM252 152V153H251ZM257 152V153H256ZM12 153V154H11ZM24 153V154H23ZM81 153V154H80ZM83 153H85V154H83ZM106 153V154H105ZM144 153V154H143ZM165 153V154H164ZM206 153V154H205ZM208 153V154H207ZM247 155H246V154ZM17 154V155H16ZM22 154V155H21ZM27 154V155H26ZM47 154V155H46ZM112 154H114V155H112ZM143 154V155H142ZM159 154H160V156H159ZM252 154V155H251ZM85 155V156H84ZM98 157V159H97V157ZM121 156L123 159H126V160H124L123 161V159L122 158H120V157H118V156ZM154 155V156H153ZM254 155V156H253ZM31 156V157H30ZM40 156H42V158H40ZM45 156V157H44ZM48 156V157H47ZM74 156H76L77 158V161H74V160H76L75 159V157ZM78 156L80 157V160L78 159ZM111 156H112V158H111ZM128 156V157H127ZM167 156V157H166ZM211 156V157H210ZM214 156V158H212ZM17 157H18V159H17ZM84 157H86L85 159H84ZM104 157V158H103ZM117 157V158H116ZM144 157V158H143ZM160 157V158H159ZM25 158V159H24ZM27 158V159H26ZM39 158H40V160H39ZM45 158H47L46 160H45ZM163 159V162H161L159 159ZM164 158H168V159H164ZM193 158H195V159H193ZM199 158V159H198ZM20 159H21V161H20ZM41 159H43V160H45L46 161V165H45V167H48L49 169H50V176H46L45 174H44V172H43V165H41V163L39 162V161H41ZM49 159V160H48ZM91 159V160H90ZM102 159H103V161H102ZM144 159V160H143ZM146 159V160H145ZM152 159H153V161H152ZM155 159V160H154ZM197 159V160H196ZM201 159V160H200ZM203 159V160H202ZM207 159V160H206ZM29 160V161H28ZM31 160H32V163H30L31 162ZM38 160V161H37ZM86 160L88 161V162H86ZM98 160V161H97ZM120 160V162H118ZM190 160V161H189ZM196 160V161H195ZM198 160H200V161H198ZM25 161V162H24ZM82 161V162H81ZM117 161V162H116ZM126 161V162H125ZM143 161V162H142ZM155 161V162H154ZM192 161V162H191ZM194 161V162H193ZM207 161V162H206ZM249 161H250V163H249ZM38 162V163H37ZM47 162H49L48 164H47ZM52 162V163H51ZM75 162H76V164H75ZM97 162V163H96ZM101 164H100V163ZM125 162V163H124ZM159 162V163H158ZM26 163V164H25ZM30 164V166H29V164ZM36 163V164H35ZM51 163V166L49 165ZM95 163H96V166H97V164H98V166L96 167L95 166ZM118 163V164H117ZM148 163V164H147ZM161 163V164H160ZM191 163H193V164H191ZM196 163V164H195ZM210 163H211V165H210ZM55 164H56V166H55ZM87 164H90V165H88L87 166ZM99 164H100V166H99ZM186 165H187V162L185 163ZM190 164V165H189ZM249 164V165H248ZM30 167H28V166ZM36 165V166H35ZM75 165V166H74ZM76 165H79V167H77ZM105 167H104V166ZM151 165V168L149 169V166ZM255 165V166H254ZM16 168H15V167ZM21 166H23V167H21ZM25 166V167H24ZM27 166V167H26ZM37 166H39L38 167V169H40L41 168V174H40V172H39V170L37 169ZM41 166H43V167H41ZM131 166V167H130ZM148 166V167H147ZM200 166V165H199ZM19 167H21L20 169H18ZM35 167H36V172H37V174H39L40 175V178H39V175H37L36 174V172H35V170H33V169H35ZM52 167V168H51ZM76 168V169H74V172H73V168ZM87 167V168H86ZM90 167H93L92 169L90 168ZM141 169H140V168ZM197 168H198V165L196 166ZM206 167H204L205 169H206ZM233 169H232V168ZM249 167V168H248ZM65 168V169H64ZM96 168H98V169H96ZM101 170H100V169ZM105 168V169H104ZM131 168H132V170H131ZM134 168V169H133ZM138 168V169H137ZM145 168V169H144ZM261 168V169H260ZM27 171H26V170ZM30 169V170H29ZM53 169V170H52ZM69 169H70V171H69ZM78 169L80 170H83L82 171V174H81V176L80 175H78V174H80L81 173V170L80 171H78ZM86 169V170H85ZM88 169H91V171L93 170V172H91L92 173V175H89L90 174V170H88ZM96 169V170H95ZM123 169V170H122ZM136 169V171H134ZM141 171H140V170ZM58 170V171H57ZM75 170H76V172H75ZM99 172H98V171ZM122 170V171H121ZM128 170H130L131 172H129ZM19 171V172H18ZM28 171H30V172H28ZM33 171L35 172V173H33ZM65 171H66V173H65ZM78 171V172H77ZM87 171V172H86ZM95 171V172H94ZM97 171V172H96ZM101 171H103L102 173H101ZM134 171V172H133ZM260 171V172H259ZM3 172V173H2ZM72 172L75 174V175H73L75 178H72L73 180H71V176H72ZM108 172H110V173H108ZM151 172V171H150ZM255 172H258V173H255ZM263 172V173H262ZM1 173H2V175L4 176H2L1 175ZM25 173H28V175H29V173H30V175L28 176V175H25V176H21L22 174L24 175ZM65 173V174H64ZM77 173V174H76ZM94 173V174H93ZM99 173V174H98ZM103 173H105V175L103 174ZM132 173V174H131ZM37 175V176H35V175ZM88 174V175H87ZM95 174H96V176H95ZM100 174H103V177H102V175H101V177H100V179L98 178V176L100 175ZM151 174H153L154 175V173H153V171L151 172ZM150 174V176L152 177L153 175H151ZM255 174V175H254ZM257 174V175H256ZM259 174V175H258ZM6 175V176H5ZM11 175H9V177L11 176ZM44 175V176H43ZM53 175V176H52ZM61 175H63V176H61ZM108 175H109V177H108ZM124 175H126V176H124ZM142 175V174H141ZM261 175V176H260ZM35 176V177H34ZM69 176V177H68ZM78 176H80V177H78ZM93 176H95L94 177V180H93ZM106 176V177H105ZM6 177V178H5ZM16 177L17 178H19V180L17 181L16 180ZM22 177H23V179H25L24 177H26V180H24L23 181V179H22ZM27 177L29 178V179H27ZM38 177V178H37ZM63 177H65V179H67V180H65ZM82 177V178H81ZM92 177V178H91ZM114 177V178H113ZM121 177H123V178H121ZM139 177L137 178V180H140V179H142L141 177H140V179H139ZM143 177V176H142ZM262 177V178H261ZM30 178H31V180H30ZM60 178V179H59ZM78 178V179H77ZM80 178V179H79ZM84 178V179H83ZM90 178V179H89ZM101 178H102V180H101ZM153 178V177H152ZM45 179V180H44ZM65 181H64V180ZM74 179H75V181H76V183H74L75 181H74ZM91 179L93 180V181H91ZM95 179H97V180H95ZM100 180V182H99V180ZM119 179V180H118ZM28 180H30L31 182H33V183H29V181ZM44 182H42V181ZM53 180H54V182H53ZM59 180H61L60 182H58ZM82 180V181H81ZM85 180V181H84ZM27 183H26V182ZM38 181V182H37ZM67 181V183H64V182H66ZM81 181V182H80ZM90 181H91V184L92 185H90V186H88L89 184H90ZM95 181V182H94ZM37 182V183H36ZM71 182V183H70ZM77 182H80V183H78L77 184ZM84 182V183H83ZM93 182V183H92ZM98 184H97V183ZM139 182V181H138ZM260 182V183H261ZM1 183H2V185H1ZM21 183V184H20ZM26 183V184H25ZM28 183L30 184L29 186H28ZM40 185H39V184ZM43 183V184H42ZM46 183V184H45ZM73 183V184H72ZM32 184V185H31ZM38 184V185H37ZM77 184V185H76ZM87 184V185H86ZM139 184V183H138ZM224 184H225V182H223V186H224ZM8 186L7 188H8V190H7V188L5 187V186ZM18 185V186H17ZM42 185H44V186H42ZM70 185V186H69ZM74 185L76 186V187H74ZM79 185V186H80ZM264 185V184H263ZM16 186H17V188L19 189H16ZM28 186V187H27ZM31 186V188H29ZM39 186H40V188H39ZM62 186V187H61ZM66 186H67V189H66ZM139 186V185H138ZM225 186H226V184H225ZM33 187H36V188H33ZM41 187H42V189H41ZM60 187V188H59ZM23 190H22V189ZM46 188H48V187H45V192L47 191V190H49V189H46ZM73 188V189H72ZM11 190V192H9L10 190ZM21 189V190H20ZM39 189H41L40 190V192H38V190ZM63 189V190H62ZM66 189V190H65ZM18 193H16L15 191ZM20 191V192H19ZM22 191V192H21ZM33 191H34V193H33ZM64 193H63V192ZM67 191V192H66ZM92 191H94V189H92ZM5 193V196L4 195H2V193ZM9 192V193H8ZM13 192H15V193H13ZM25 192V193H24ZM30 192V193H29ZM35 192H36V194H35ZM38 192V193H37ZM45 192H43L42 193V195H44V193ZM62 192V193H61ZM3 193V194H4ZM11 193V194H10ZM20 193V194H19ZM14 194V195H13ZM24 194V195H23ZM61 194V195H60ZM64 194V195H63ZM95 195L97 194L96 192L94 193ZM10 195V196H9ZM21 195H22V197H21ZM64 197H63V196ZM4 196V197H3ZM18 196V197H17ZM97 196V195H96ZM9 197V198H8ZM10 197H11V199H10ZM16 197V198H15ZM33 197V198H32ZM98 197V196H97ZM4 198V199H3ZM22 198V199H21ZM30 198V199H29ZM32 198V199H31ZM34 198H36V200L34 199ZM58 198V199H57ZM10 199V200H9ZM13 199H15V201L13 200ZM16 199L18 200V199H20V201L18 202V201H16ZM34 199V200H33ZM8 200H9V202H8ZM13 202H17L16 204H12ZM21 202V203H20ZM58 202V203H57ZM12 204V206L10 207V205ZM29 204V205H30ZM7 205H9V207L7 206ZM2 206H5V207H2ZM7 206V207H6ZM32 206H30V208H33ZM15 208V207H14ZM4 210V211H3ZM14 210H16V208L15 209H13V211ZM60 211V210H59ZM10 212H12L11 210H10ZM115 223V222H114ZM108 224V223H107ZM106 224V225H107ZM106 225H105V227H106ZM220 224H218V226H219ZM110 226H112L111 224H109V226H108V228H106V229H108L109 230V228H110V230H114V229H111L112 227H110ZM105 227H104V229H103V232L105 233L107 230L105 229ZM220 227V231H221V225L219 226ZM109 230V231H110ZM109 231H107V233H109ZM45 233H46V230L44 231ZM113 233H114V231H112ZM217 232V231H216ZM218 233H219V231H218ZM103 234V233H102ZM110 234V233H109ZM216 234V233H215ZM105 235H106V237H107V234L105 233L104 234V237H105ZM55 235H53L52 236V242L53 243H55L56 242V244H60L61 243V241L59 240V239H56L55 240V238H58V237H54ZM99 236V235H98ZM100 236H101V233H100ZM101 237H103V236H101ZM105 237V238H106ZM212 237V236H211ZM210 235H209V238L207 239V240H209L210 238ZM215 237V239H217V240H215V244L217 245V244H219V242H220V235H218V236H213V238ZM217 237V238H216ZM219 237V238H218ZM98 238V237H97ZM105 238H104V240H103V238H100V239H97L98 241H97V243L99 242V240L100 241H105ZM211 240H212V238H211ZM210 240V243H212L211 244V248H212V246H213V243H214V239L211 241ZM208 242V243H207ZM97 243H96V246H97ZM101 242H99L98 244H100ZM206 243H207V246H206ZM36 244H38L39 245V243H36ZM35 244V245H36ZM42 246H43V244L42 243H40ZM214 244V246H216ZM33 245V244H32ZM30 246V248H31V250H33L32 248H33V246H35V245H33V246ZM62 245V244H61ZM42 246H41V248L40 249H37L38 247H40V246H35L34 247V250H35V252H34V254H33V252L32 251H30V254L32 253L33 254V256H34V258L36 259V258H39V256L38 255H40L41 254V249H42ZM213 246V247H214ZM206 249H205V248ZM208 247V248H207ZM62 248V250H64V248L63 247H61ZM207 249H210V244H209V241H206L205 243H202V245H201V252H203L204 250V252H206V250ZM36 250H40L39 252L38 251H36ZM203 250V251H202ZM209 251V250H208ZM36 252H38V253H36ZM204 252H203V254H204ZM36 254H37V256L38 257H36ZM100 254H101V252H100ZM205 255H207V252H206V254ZM216 256H218V255H216ZM33 258V260H35ZM102 261H103V259H101ZM98 261V263L99 264H103V262L102 261ZM102 262V263H101Z\"/></svg>",
  "mask_w": 264,
  "mask_h": 264
}]
</instances>
